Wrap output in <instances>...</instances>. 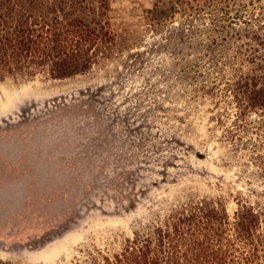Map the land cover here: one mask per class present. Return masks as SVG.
Returning <instances> with one entry per match:
<instances>
[{
	"label": "rangeland",
	"instance_id": "obj_1",
	"mask_svg": "<svg viewBox=\"0 0 264 264\" xmlns=\"http://www.w3.org/2000/svg\"><path fill=\"white\" fill-rule=\"evenodd\" d=\"M127 53L71 78L0 82L1 260L74 264L80 247L117 251L188 197L221 199L230 216L236 198L255 199L248 152L222 138L231 115L223 97L177 85L164 55L141 68Z\"/></svg>",
	"mask_w": 264,
	"mask_h": 264
},
{
	"label": "trees",
	"instance_id": "obj_2",
	"mask_svg": "<svg viewBox=\"0 0 264 264\" xmlns=\"http://www.w3.org/2000/svg\"><path fill=\"white\" fill-rule=\"evenodd\" d=\"M114 2L0 0V82L71 78L125 51L134 67L149 54L164 55L177 85L223 97L231 115L222 138L234 152H248L259 188L250 189L251 202L236 198L231 216L221 199L178 201L117 251L80 247L74 264H264V0H155L148 8Z\"/></svg>",
	"mask_w": 264,
	"mask_h": 264
}]
</instances>
